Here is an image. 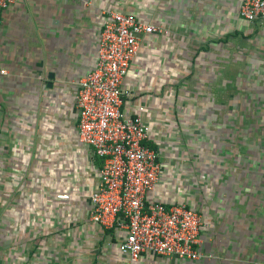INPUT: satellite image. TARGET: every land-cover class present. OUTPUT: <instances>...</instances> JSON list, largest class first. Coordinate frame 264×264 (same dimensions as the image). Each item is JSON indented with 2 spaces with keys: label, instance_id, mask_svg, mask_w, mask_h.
<instances>
[{
  "label": "crops",
  "instance_id": "1",
  "mask_svg": "<svg viewBox=\"0 0 264 264\" xmlns=\"http://www.w3.org/2000/svg\"><path fill=\"white\" fill-rule=\"evenodd\" d=\"M241 0H14L0 10V264H130L125 230L90 218L102 159L76 138L79 81L110 11L140 36L121 88L158 153L145 200L201 214L203 257L132 264H264V22ZM65 193L67 198L57 195Z\"/></svg>",
  "mask_w": 264,
  "mask_h": 264
},
{
  "label": "built area",
  "instance_id": "2",
  "mask_svg": "<svg viewBox=\"0 0 264 264\" xmlns=\"http://www.w3.org/2000/svg\"><path fill=\"white\" fill-rule=\"evenodd\" d=\"M13 1L0 0V10ZM239 15L264 22V0H241ZM163 32L134 14L110 11L100 26L95 66L79 81L75 97L76 138L102 159L99 183L89 196L90 218L104 228L125 230L130 264L144 255L192 261L203 257L199 234L204 222L198 211L184 202L145 200L159 179L158 153L145 141L149 128L141 115L122 110L121 83L139 50L140 36ZM7 73L0 65V77Z\"/></svg>",
  "mask_w": 264,
  "mask_h": 264
}]
</instances>
